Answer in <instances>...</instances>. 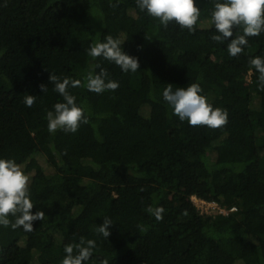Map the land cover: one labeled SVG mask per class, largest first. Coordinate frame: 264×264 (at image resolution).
<instances>
[{"label":"trees","instance_id":"obj_1","mask_svg":"<svg viewBox=\"0 0 264 264\" xmlns=\"http://www.w3.org/2000/svg\"><path fill=\"white\" fill-rule=\"evenodd\" d=\"M196 4L190 32L164 28L136 0H0V158L21 165L32 211L45 213L31 232L0 226V264H61L81 238L97 244L87 264H264V89L249 64L264 56V32L232 57L211 39L214 0ZM106 35L138 57L137 72L92 61L87 49ZM90 63L118 89L89 92ZM51 74L82 81L69 89L88 118L75 133L48 131L46 113L63 100ZM191 83L227 111L225 125L172 114L163 89ZM194 197L226 213L200 212ZM105 216L108 239L95 233Z\"/></svg>","mask_w":264,"mask_h":264},{"label":"clouds","instance_id":"obj_2","mask_svg":"<svg viewBox=\"0 0 264 264\" xmlns=\"http://www.w3.org/2000/svg\"><path fill=\"white\" fill-rule=\"evenodd\" d=\"M136 5L141 12L158 19L164 28H168L169 24L174 22L181 29L194 31V26L201 15L196 0H136ZM210 20L216 32L211 39L226 44L227 53L236 57L248 45L249 37L259 36L264 32V0H214ZM237 28L239 31L234 33V29ZM87 55L92 61L102 58L114 63L123 73H135L139 69L138 57L125 52L121 39L112 35H106L103 41L90 45ZM249 64L258 74V87L264 89V56L250 58ZM49 80L54 85V91L63 100L55 103L46 113L48 131L77 132L81 124L88 123V118L69 89L81 86L82 81L70 77L61 78L54 74L50 75ZM83 86L89 92L101 94L108 90L115 91L119 87V82L109 79L107 70L100 63H90L83 78ZM41 88L43 92L47 91L45 85H41ZM201 93L199 83H191L186 88H174L172 84H167L162 91V98L172 110V114L181 122L187 121L190 126L204 125L215 129L225 125L228 120L227 111L214 108ZM35 99L36 97L31 94L26 95L24 104L31 107ZM28 182V175L15 159L0 158V226H10L13 230L22 227L23 231L31 232L33 222L44 219V211L35 213L32 211L34 204ZM145 210L157 221L163 219L165 211L163 207L149 205ZM112 225V219L105 216L103 223L96 225L95 233L108 239ZM140 228L142 232L145 231L143 226ZM96 250L95 239L81 238L79 243L64 246L65 255L61 264H87ZM100 264H109V261L104 259Z\"/></svg>","mask_w":264,"mask_h":264},{"label":"rangeland","instance_id":"obj_3","mask_svg":"<svg viewBox=\"0 0 264 264\" xmlns=\"http://www.w3.org/2000/svg\"><path fill=\"white\" fill-rule=\"evenodd\" d=\"M197 206H198L201 210L205 211V213H207V214H210V213H212V214H216L217 212H218V213H225V211L222 210V209H220V210L216 209V206H217V205H215V204H213V203H212V206H213V207H210L209 205H202V204H200V202H197Z\"/></svg>","mask_w":264,"mask_h":264},{"label":"built area","instance_id":"obj_4","mask_svg":"<svg viewBox=\"0 0 264 264\" xmlns=\"http://www.w3.org/2000/svg\"><path fill=\"white\" fill-rule=\"evenodd\" d=\"M193 201H194V203L197 205V202H200V204H202V205H209L210 207H213L212 206V204H210V203H207V202H204V201H201V200H198L196 197L195 198H193ZM216 205V204H215ZM198 207V206H197ZM216 208H218V206H216ZM198 209H200L199 207H198ZM223 210V209H222ZM200 211L201 212H205V211H203V210H201L200 209ZM226 213V212H225Z\"/></svg>","mask_w":264,"mask_h":264}]
</instances>
